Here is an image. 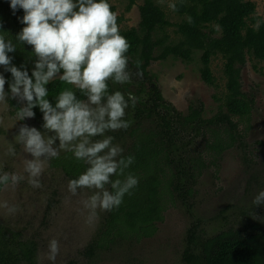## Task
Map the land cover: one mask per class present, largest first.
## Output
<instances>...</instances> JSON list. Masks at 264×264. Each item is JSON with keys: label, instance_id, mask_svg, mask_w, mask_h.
<instances>
[{"label": "rangeland", "instance_id": "rangeland-1", "mask_svg": "<svg viewBox=\"0 0 264 264\" xmlns=\"http://www.w3.org/2000/svg\"><path fill=\"white\" fill-rule=\"evenodd\" d=\"M110 1L116 6L115 12L124 17L120 28L138 25L142 0H135L129 10H125L128 0ZM174 1L164 0L161 4L160 0H155L167 10L172 21H178L179 18L167 6ZM250 1L255 3L253 16L263 18L264 0ZM200 55V51L195 52L191 62L175 58L151 61L146 71L147 77H150L148 79L158 86L157 90L163 99L177 107L180 113L187 115L191 107L209 119L217 111L219 98L223 94L224 60L220 55L212 57L210 69L216 84L209 85L202 80L199 72ZM254 63L264 71V63L251 59H246L243 65L236 64V68L240 70V90L244 98L251 102L249 120L239 125V128L250 127L243 140L249 144L247 149L243 148V142L223 152L219 147H206L205 142L211 128H206L201 144L195 150H184L178 158L172 154L170 142L159 143L156 140V144L152 145L153 149L162 152V158L168 157V161L163 164L167 165L166 178H170V195H165L166 207L161 213L162 218L156 217L154 208L146 213L124 210L123 214L128 215L130 223L139 217L144 222L154 224L156 230L153 235L125 241L112 239L102 247L89 248V244L102 231L110 211L98 209V219L89 221L88 212L81 202L92 191L80 189L77 195H71L67 189L70 178L60 166L46 168L41 177L40 188H33L25 179L15 189L0 191V202L7 201L10 206L16 205L19 209L14 214H8L6 209L0 208V225L13 227L9 228L15 230L17 239L36 243L34 264H53L46 259L48 242L53 238L60 244V252L54 264H68L70 261L73 264H185V250L199 252L206 242L223 233L222 229L228 228L239 235L245 234L251 220L264 219L259 217L263 216V204H253L257 189L261 187L264 191V73L253 69ZM131 78L142 79L132 75ZM8 98L6 97L7 104H0V159H11L16 172L22 173V146L15 144L14 138L23 124L44 131L43 119L25 118L17 121L14 106L8 102ZM17 105L22 106L21 103ZM129 121L134 125V120L129 118ZM149 140L146 138L143 142L132 143L130 137L125 140L127 143L124 142V147L120 143L118 145L123 148V155L126 157L138 154L142 143L146 144ZM8 143L14 144L16 156L6 154ZM244 150L250 156H244ZM66 153L68 152L61 151L58 158ZM26 155L31 158L30 154ZM70 155L73 156L71 152ZM181 156L185 158L181 159ZM252 156L259 164L254 165L249 161L248 158ZM78 164L80 175L87 165L79 160ZM195 168L199 169L200 176H196ZM11 231L6 232L9 237ZM18 264L28 263L22 260Z\"/></svg>", "mask_w": 264, "mask_h": 264}, {"label": "clouds", "instance_id": "clouds-1", "mask_svg": "<svg viewBox=\"0 0 264 264\" xmlns=\"http://www.w3.org/2000/svg\"><path fill=\"white\" fill-rule=\"evenodd\" d=\"M167 6L177 11L175 2ZM10 7L13 12L17 8L24 11L21 22L25 26L16 41L30 45L36 60L31 76L25 66H13L10 55L16 44L0 34V66L12 76L10 91L6 92L7 81L0 74V104H7L6 97L21 103L15 113L17 121L34 118L33 108L39 107L44 131L27 124L20 126L14 140L22 146L23 172L0 173V191L15 189L25 179L33 188L42 187L41 177L49 162L58 158L61 151L71 152L87 168L78 178L68 181V192L75 196L80 189L91 190L92 194L81 203L89 221L98 219V209L118 208L139 182L127 171L135 157H125L123 148L107 134L129 128L126 110L129 102L135 106L138 101L131 91L127 97L118 90L109 92L110 81L127 84L132 75L127 56L130 43L120 33L118 14L109 0H10ZM217 29L213 36L221 32L219 26ZM135 64L139 69L141 62L136 60ZM136 75L142 76V72L137 71ZM57 79L73 87L60 91L53 105L47 99L46 85ZM6 154L17 155L13 143H8ZM253 204H264V191L256 195ZM0 208L8 214L19 210L7 201L0 202ZM222 230L219 235L236 233L228 228ZM201 251L203 247L197 253ZM59 252V241L51 239L46 259L54 264Z\"/></svg>", "mask_w": 264, "mask_h": 264}, {"label": "trees", "instance_id": "trees-1", "mask_svg": "<svg viewBox=\"0 0 264 264\" xmlns=\"http://www.w3.org/2000/svg\"><path fill=\"white\" fill-rule=\"evenodd\" d=\"M139 5L140 19L138 25L131 28H120L123 15H118V25L120 33L127 38L130 48L127 53L129 66L137 69L135 61L141 62L139 69L147 77L146 67L151 61L164 60L167 57H174L183 62H191L195 52H201V65L199 72L204 82L215 85V77L210 69L212 57L220 55L224 60L225 93L221 98L227 100L230 113L242 114L248 112L249 108L245 101L239 97V85L237 83L239 70L237 63H244L247 56H253L256 60L264 62V17L255 18V3L250 0H175L177 11L173 14L179 18L172 21L170 14L164 7L157 4L155 0H142ZM112 10L116 6L111 3ZM135 0H128L125 10H129ZM24 15L23 9L17 8L15 12L10 7V0H0V34L6 40H12L16 44V50L11 53L14 65L17 68L25 66L31 76L34 69L36 57L32 53V47L27 44H20L16 41L17 34L25 26L21 20ZM189 17L191 22H189ZM259 21L257 29L256 24ZM221 32L218 36H213L217 32V27ZM10 54V53H8ZM27 62H31L30 64ZM7 82L11 84L12 76L7 72ZM62 81L54 80L46 85L49 91L47 99L54 105L55 98L60 91L65 88H72ZM111 91V85L109 84ZM152 104L149 114L141 116L140 111L132 113L134 125L131 129L119 130V135L109 133L114 137V141L121 139L127 133L129 136L140 140L143 134H139L141 119L151 118L154 114L159 115L157 110L162 97L157 87L151 89ZM77 95L81 94L77 91ZM81 98H84L81 96ZM17 110L19 107L15 105ZM34 117L43 116L39 107L33 108ZM128 109L126 110L127 115ZM200 113L191 111L189 117L184 122H193ZM179 118L162 119V124L169 133L174 131V135L179 131ZM173 135V137H174ZM132 155L135 161L130 165L128 172L138 177V186L132 190L131 195H125L123 203L114 208L110 213V218L105 224L102 235L95 241V247H102L107 238L112 234H117L121 239L127 240L129 237L140 239L152 235L154 225L144 222L137 217L134 220V228H130L128 222L121 214L127 208L135 213L147 212L154 208L156 217L161 219V212L165 209V195L168 194V181L157 165H150L155 159L152 152H141ZM149 156L150 158H148ZM127 157V156H126ZM52 164H55L54 161ZM58 164L63 168L64 173L75 179L79 173L78 160L71 155L61 158ZM115 178V177H114ZM255 220L247 225L245 234L224 233L215 239L208 241L203 246L201 253L183 252V260L186 264H264V235L256 232ZM33 243L27 241L22 244L21 257L15 255L16 261L22 257L28 262L32 261ZM7 243L0 235V264H14V253L6 249Z\"/></svg>", "mask_w": 264, "mask_h": 264}, {"label": "flooded vegetation", "instance_id": "flooded-vegetation-1", "mask_svg": "<svg viewBox=\"0 0 264 264\" xmlns=\"http://www.w3.org/2000/svg\"><path fill=\"white\" fill-rule=\"evenodd\" d=\"M11 53H13V52H11ZM246 59H251V60L256 61V62H262L261 60H256V58H254L253 56L249 57L246 55ZM11 63H12V65H14V60H12ZM27 63L30 64L31 62H27ZM262 63H264V62H262ZM239 64L243 65L244 63H239ZM252 66H253V69L264 73V71H262V69L260 67H256V63H254ZM129 71L131 72L132 76H137L136 75L137 71L142 72V70H140L138 68L133 69L132 67L130 68V66H129ZM239 73H240V70H239ZM239 73L237 76L238 77V79H237L238 85H239ZM0 74H2L4 76V78L6 79L7 71L4 69L3 66H0ZM140 77H142V79H140V80H132V78H131V81L129 83L123 84V85L116 84V83L111 82V81L109 82V84L111 85V88H112L111 91L109 89L110 93L118 90V91L123 92L125 94V96L127 97V92L131 91L138 98V101L135 104V106H132L131 102H129L128 112H127V115L125 117V119H127L128 121H129L128 116H130L132 118V116H133L132 113L134 111L136 112V108L139 109V111H140L139 115H141V116H146L149 114V108L152 104V100H149V97L153 96V95H151V92H153V91H151V89H152V87H158L157 85L154 84L153 81H151L148 78H145L143 72H142V76H140ZM5 85H6L5 90L7 92H9L10 91V89H9L10 83L6 82ZM238 88H239V97L247 103L248 108H249L248 112L243 113L242 116H241V114H238L239 112H237L235 114L229 112L230 110L227 106L228 101L225 100L224 98H221L223 96V94H222V96L219 98L217 111L209 119L205 118L204 115L199 114L195 121L191 122V120H190V121L184 122V120L187 117H189V114L191 111H198V110H194L190 107L189 113L187 115H183L182 113H180V111L178 110L177 107H175L174 105L167 102V100L163 99L162 96H161L162 99H161V101H159V105L157 108V110L159 111V115L154 114L151 118H148V119L142 118L141 119L139 134L142 133L143 137L140 138V140H136L134 137H132V143L134 141H142L143 142V140H145L146 138L150 139L148 143H146V144L142 143V145L140 147V153L142 151L143 152L145 151V152H152L153 154H155V156H154L155 159L150 163V165L156 164L160 173H163L165 180L168 181V190H167L168 194H166V196L170 195V193H169L170 178H166L165 169H166L167 165L163 164V162L168 161V157L166 156L165 158H162V157H164L162 152L160 150L153 149V146L156 144V140L159 143L160 142H170L172 154L174 153L175 157L178 158L179 154H182V152L184 150H187V151H191L193 149L195 150L196 146L201 144V139L204 135L206 128H211L209 133H208L207 140L205 142L206 147H211L214 149H215V147H219L221 149V152H223V151L231 150V149L235 148L236 144L243 142V148L244 149L248 148L249 144L244 143L243 140L246 137L250 127L247 126V127H240L239 128V125L244 124L249 120V116L251 113V102H250V100H248V99L246 100L244 98V95H243L242 91L240 90V85ZM223 93H225V87H224ZM13 101H15V105L18 104V102L15 99H12L10 97L8 98V102L12 106H14V104H12ZM190 109H191V111H190ZM14 110L16 112L15 107H14ZM174 117L180 119L179 124H178L179 131L177 132L176 135H174V131L166 133L165 131L167 130V128L165 126H163V124H162L163 118L170 119V118H174ZM34 118L38 119V118H42V116L34 117ZM132 120H134V119H132ZM131 127L132 126L130 123V126L127 130L129 131L131 129ZM109 133H115V134L119 135V130L114 131V132H109ZM109 133H107V134L109 135ZM173 135H174V137H173ZM130 137L131 136H129L126 133L124 137H122L121 139H117L113 142L115 144L120 143V145L124 147L125 144L127 143V142H125V140L127 141V139ZM124 142H125V144H124ZM67 155H70V152L66 153L62 158L66 157ZM243 155L244 156H250V154L247 153L246 150H244ZM263 156H264V154H263ZM147 157L150 158L149 156H147ZM184 158L185 157L181 156V159H184ZM248 159L250 162H253L254 165L259 164V162L256 161L255 157H253V156H252V158L249 157ZM53 161L55 164H52ZM59 161H61V158L52 159L49 163V166L50 167L60 166L58 164ZM11 162H12V160L6 159V157H5V160L0 159V167H1L0 173H2V172H16V169L12 165ZM206 163H207V161H206ZM10 166L12 167L11 171H10ZM194 171H195L196 176H200L199 169L195 168ZM78 176H79V173H78L77 177H75V178H78ZM70 179H73V178H70ZM11 189L12 188H9V190H11ZM257 190H258L257 195L260 191H263V189L261 190V187H259ZM165 207H166V204H165ZM124 210H128V209L127 208L123 209L121 211V214L123 216H125L129 227L134 228V222L133 223L129 222L128 215L123 214ZM128 211H130V210H128ZM130 212H133V211H130ZM110 213H111V211H110ZM262 214H263V216H259V217H264V204H263ZM109 218H110V215H109ZM108 219L106 220V222L108 221ZM253 220L256 221V223H255L256 224L255 225L256 232L264 235V219L262 221H259L257 219H253ZM106 222L104 223L103 229L98 234L95 241L102 235ZM150 224H152V223H150ZM3 227H6V226L0 225V235L3 236L4 240L7 243L6 249L9 251H13V253H14L13 260L15 259V255L17 257H21L22 256L21 249H23L22 244L26 241H24L23 239H20V240L17 239L15 237V232H14L15 230L9 228L11 226L7 225L5 230H3ZM11 228H13V227H11ZM155 230H156V228L154 225V231H153L152 235L154 234ZM10 231H11V233H10L11 236L9 237L6 234V232L8 233ZM17 234L19 236L18 231H17ZM147 237H149V236H147ZM133 238H135V237H129V239H133ZM112 239L125 241L124 239H121V237H119L117 234H112L107 238V242L109 240H112ZM129 239H127V240H129ZM95 241L92 244H89V248H93V246L95 247ZM27 242L34 244L33 245L34 249H33V254H32V259H31L32 261L28 262L26 258L22 257L19 261H16V259H15L14 264H18L22 260H25L28 264H34L33 255L36 251V243H34L32 240H27ZM15 248H17V249H15ZM96 248H99V247L96 246ZM186 251H188V250H186ZM191 253H193V252H191ZM194 253H196V252H194ZM68 264H73V262L70 261ZM185 264H186V262H185Z\"/></svg>", "mask_w": 264, "mask_h": 264}]
</instances>
